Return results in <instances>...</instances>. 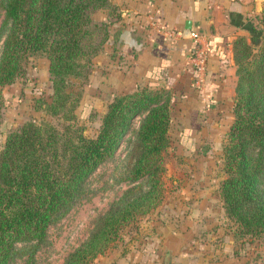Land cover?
Wrapping results in <instances>:
<instances>
[{"label":"trees","instance_id":"obj_1","mask_svg":"<svg viewBox=\"0 0 264 264\" xmlns=\"http://www.w3.org/2000/svg\"><path fill=\"white\" fill-rule=\"evenodd\" d=\"M0 87L23 74L31 56L48 61L51 95L34 108L56 123L28 120L8 131L0 145V264H11L17 243L34 251L50 224L84 195L87 178L111 159L137 123L124 181L130 187L98 219L84 242L63 264H90L118 237L121 228L161 201L163 152L169 144L170 92L138 87L114 94L99 117L94 136L76 122L82 96L69 80L85 85L94 59L120 20L111 0H3ZM105 12V20L93 18ZM262 18H246L248 39L232 41L236 82L232 122L222 146L225 177L219 185L222 208L236 224L234 236H264V6ZM115 34V35H114Z\"/></svg>","mask_w":264,"mask_h":264},{"label":"rangeland","instance_id":"obj_2","mask_svg":"<svg viewBox=\"0 0 264 264\" xmlns=\"http://www.w3.org/2000/svg\"><path fill=\"white\" fill-rule=\"evenodd\" d=\"M250 2L249 18H262L264 0ZM93 18L105 20V12H95ZM117 28L111 25L110 33L117 32ZM236 36L248 39L249 33L244 30ZM2 40L3 36L0 50ZM117 42L118 39L109 37L93 61L86 85L79 86L75 80L68 82L69 91L82 90L76 122L89 137L95 135L99 117L112 95L145 87L138 84L126 92L124 88L115 89L114 85L123 81L119 67L125 64L124 56L116 52ZM47 65L44 57H28L23 63V74L0 87V145L8 131L25 121L44 118L56 123L34 108L36 100L50 99ZM234 76L236 82L235 65ZM196 91L204 101V93ZM171 98L170 92L169 144L162 154L161 201L144 216L124 225L118 237L90 264H163L169 254L177 264H264V236L250 239L234 236L236 224L224 213L219 197V185L225 177L221 153L233 119L232 102L225 111L199 119L200 127L189 134L182 130ZM136 126L134 121L113 157L87 178L83 197L49 225L44 240L34 251L29 243L16 244L11 264H63L68 254L86 240L98 219L130 187L124 178L132 160L130 149Z\"/></svg>","mask_w":264,"mask_h":264},{"label":"crops","instance_id":"obj_3","mask_svg":"<svg viewBox=\"0 0 264 264\" xmlns=\"http://www.w3.org/2000/svg\"><path fill=\"white\" fill-rule=\"evenodd\" d=\"M111 1L120 12L112 26L118 27L116 52L125 63L119 67L123 81L115 89L131 91L138 84L169 89L182 130L189 134L198 130L199 119L226 110L235 84L231 43L236 34L244 33L241 24L250 16L251 0ZM187 20L190 34H197L209 48L204 101L191 85L192 37L181 36Z\"/></svg>","mask_w":264,"mask_h":264},{"label":"built area","instance_id":"obj_4","mask_svg":"<svg viewBox=\"0 0 264 264\" xmlns=\"http://www.w3.org/2000/svg\"><path fill=\"white\" fill-rule=\"evenodd\" d=\"M172 33H167L166 36H171ZM178 33H173V36H178ZM192 37L193 46L190 50L188 63L192 72V87L198 90L200 93L205 91L206 80V63L208 59V44L206 41H202L200 37L195 34H189Z\"/></svg>","mask_w":264,"mask_h":264},{"label":"water","instance_id":"obj_5","mask_svg":"<svg viewBox=\"0 0 264 264\" xmlns=\"http://www.w3.org/2000/svg\"><path fill=\"white\" fill-rule=\"evenodd\" d=\"M190 29H191V23L189 20H187L183 26V31L181 33L182 37H187L190 34ZM163 264H177L172 260V256L169 254L167 257L164 259Z\"/></svg>","mask_w":264,"mask_h":264}]
</instances>
